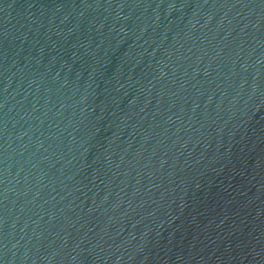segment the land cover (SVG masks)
<instances>
[{"label":"water","instance_id":"obj_1","mask_svg":"<svg viewBox=\"0 0 264 264\" xmlns=\"http://www.w3.org/2000/svg\"><path fill=\"white\" fill-rule=\"evenodd\" d=\"M0 264H264V0H0Z\"/></svg>","mask_w":264,"mask_h":264}]
</instances>
